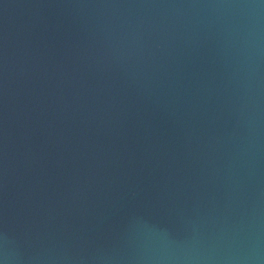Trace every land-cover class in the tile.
<instances>
[{
  "label": "water",
  "instance_id": "1",
  "mask_svg": "<svg viewBox=\"0 0 264 264\" xmlns=\"http://www.w3.org/2000/svg\"><path fill=\"white\" fill-rule=\"evenodd\" d=\"M0 264H264V0H0Z\"/></svg>",
  "mask_w": 264,
  "mask_h": 264
}]
</instances>
